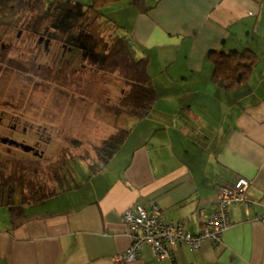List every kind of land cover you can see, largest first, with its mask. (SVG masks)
Wrapping results in <instances>:
<instances>
[{"label":"crops","instance_id":"obj_1","mask_svg":"<svg viewBox=\"0 0 264 264\" xmlns=\"http://www.w3.org/2000/svg\"><path fill=\"white\" fill-rule=\"evenodd\" d=\"M148 4L122 37L150 58L154 110L81 188L0 207V264H264V0ZM245 48L261 59L249 82L230 92L214 85L208 52ZM241 178L250 204L231 208L223 243H181L172 259L146 244L137 260L115 259L133 244L128 208L156 203L166 223L199 233L220 186Z\"/></svg>","mask_w":264,"mask_h":264},{"label":"trees","instance_id":"obj_2","mask_svg":"<svg viewBox=\"0 0 264 264\" xmlns=\"http://www.w3.org/2000/svg\"><path fill=\"white\" fill-rule=\"evenodd\" d=\"M119 1L122 0H90L88 13L99 19L104 16L100 12L103 7ZM130 1L141 13L146 14L151 9L148 0ZM19 4H28L33 9L40 3L37 0H0V12L7 13ZM113 36L115 34L110 31L101 51L96 47L92 57L85 59L92 66L99 64L95 69L114 77V81L124 89L115 102L108 97L100 103V109L115 116H130L135 125L151 114L159 100L155 79L150 71L151 61L148 56H136L122 36ZM208 58L213 63L214 85L228 92L247 84L261 60L259 54L250 48L229 51L212 49L208 52ZM61 67V64H57L55 71L48 68V72H41L40 76L45 74L49 82L68 86V72ZM96 99L98 97L95 96ZM130 134V129H116L97 143L95 139L88 140L70 133L63 137L62 151L57 158L1 157L0 207L39 204L81 188L89 177L106 171ZM80 170L86 172V177L80 176Z\"/></svg>","mask_w":264,"mask_h":264},{"label":"rangeland","instance_id":"obj_3","mask_svg":"<svg viewBox=\"0 0 264 264\" xmlns=\"http://www.w3.org/2000/svg\"><path fill=\"white\" fill-rule=\"evenodd\" d=\"M37 3L40 4L33 9L28 4H19L7 13L0 12V53L9 45L12 50L19 45L24 46L26 52L20 54V60L25 64L24 74L10 63L19 57L17 50H13L14 57L9 61L10 65L3 68L0 63V104L8 103L28 109L32 118L47 123L48 127L52 126L54 132L51 130L52 141L46 158L59 156L63 137L70 133L88 140L95 139L100 143L116 129L131 130L135 122L130 116H115L100 109V103L105 102L108 97L115 102L124 89L114 81V77L95 69L99 64L92 66L85 61L83 65V61L75 59L74 63L61 65L68 72L70 85H53L43 81L38 83L34 69H29V60L32 61L34 53L25 46L35 30L48 31L46 34L51 36L66 27L74 36L89 34L94 42L95 48L91 51L94 54L96 47L101 51L110 31L115 36L126 37V26H129L130 31V26L143 13L130 0L107 4L100 10L104 16L99 19H95L91 12L88 13L90 0H37ZM70 11L72 12L68 13ZM34 66L41 70L36 63ZM44 71L48 72V68ZM95 96L98 99L94 100ZM1 157L13 158L10 154ZM85 173L84 170L79 171L81 177Z\"/></svg>","mask_w":264,"mask_h":264},{"label":"flooded vegetation","instance_id":"obj_4","mask_svg":"<svg viewBox=\"0 0 264 264\" xmlns=\"http://www.w3.org/2000/svg\"><path fill=\"white\" fill-rule=\"evenodd\" d=\"M47 32L35 30L28 40L32 45L29 46L30 44L27 42L25 47H28L34 53L32 57L33 63L29 60V69H34L36 77L39 78H37L38 83L43 81L53 84L48 81L45 74L42 77L40 76L44 69L54 70L57 64L69 65L72 62L74 63L75 59L81 62L85 58L92 57L91 51L95 46L89 34L74 36L66 27H64V30L60 29L59 33L51 34V36H48ZM10 47L9 45L0 53L1 67H7L11 63L13 67L19 69L18 72L24 74L25 64L20 60V54L26 53L24 46L21 47L19 45L13 48V50H17L19 57L9 63L14 57H12L13 50ZM35 63L42 71L34 66ZM30 113L28 109H22L19 106L8 103L0 104V156L7 154H10L13 158H29L27 154L40 158L47 156L52 141V126L48 127L47 123L39 122L38 119L32 118ZM27 146L32 149H27Z\"/></svg>","mask_w":264,"mask_h":264},{"label":"built area","instance_id":"obj_5","mask_svg":"<svg viewBox=\"0 0 264 264\" xmlns=\"http://www.w3.org/2000/svg\"><path fill=\"white\" fill-rule=\"evenodd\" d=\"M250 184V180L241 178L233 186H220L216 208L206 218L199 233L188 231L184 224L166 223L162 218V209L156 203L151 209L144 204L128 208L124 218L129 224L128 234L133 238V244L127 255H115V259L118 262L137 260L146 244L152 246L159 258L172 259L175 249L181 243L192 249L198 248L201 241L206 239L216 244L223 243L224 233L230 225L231 208L236 204H250L247 196Z\"/></svg>","mask_w":264,"mask_h":264},{"label":"bare ground","instance_id":"obj_6","mask_svg":"<svg viewBox=\"0 0 264 264\" xmlns=\"http://www.w3.org/2000/svg\"><path fill=\"white\" fill-rule=\"evenodd\" d=\"M129 249H130V248H127L126 250H124V251L121 252V253H118L117 255H120V256H122V255H127ZM122 253H124V254H122ZM124 262H130V261H129V260H124Z\"/></svg>","mask_w":264,"mask_h":264},{"label":"water","instance_id":"obj_7","mask_svg":"<svg viewBox=\"0 0 264 264\" xmlns=\"http://www.w3.org/2000/svg\"><path fill=\"white\" fill-rule=\"evenodd\" d=\"M27 149H32L30 146H27Z\"/></svg>","mask_w":264,"mask_h":264}]
</instances>
